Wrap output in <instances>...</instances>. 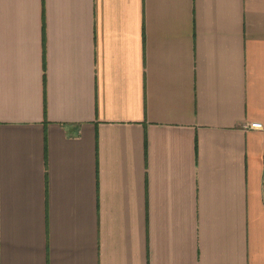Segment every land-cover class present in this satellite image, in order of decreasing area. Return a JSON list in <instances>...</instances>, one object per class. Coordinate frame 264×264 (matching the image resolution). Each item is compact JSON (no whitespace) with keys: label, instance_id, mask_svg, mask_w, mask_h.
<instances>
[{"label":"crops","instance_id":"obj_1","mask_svg":"<svg viewBox=\"0 0 264 264\" xmlns=\"http://www.w3.org/2000/svg\"><path fill=\"white\" fill-rule=\"evenodd\" d=\"M0 264H264V0H0Z\"/></svg>","mask_w":264,"mask_h":264},{"label":"built area","instance_id":"obj_2","mask_svg":"<svg viewBox=\"0 0 264 264\" xmlns=\"http://www.w3.org/2000/svg\"><path fill=\"white\" fill-rule=\"evenodd\" d=\"M248 128H251V129H262L263 126L261 123L259 122H256V123H251L248 125Z\"/></svg>","mask_w":264,"mask_h":264}]
</instances>
